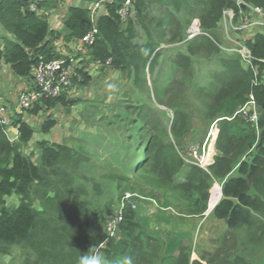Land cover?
Instances as JSON below:
<instances>
[{"label": "trees", "instance_id": "16d2710c", "mask_svg": "<svg viewBox=\"0 0 264 264\" xmlns=\"http://www.w3.org/2000/svg\"><path fill=\"white\" fill-rule=\"evenodd\" d=\"M241 1L248 7L240 0H132L135 19L130 18L124 25L119 9L125 0H114L97 18L96 42L85 55L78 54L89 55L98 63L110 60L113 68L124 71L139 87L150 90L151 84L156 96L169 97L174 93L167 105L174 111L170 131L178 139L191 129L190 118L181 108L182 96L190 90L204 102L207 118H223L215 143L216 155L208 169L188 162L183 151L161 134L142 133L141 116L146 123V112L142 101L133 105L139 109L136 113L140 118H132L126 124L123 117L118 125L127 128L142 123L135 139L143 154L135 162L131 158L121 178L111 177L110 182L118 183L120 200L127 192L141 198L135 195L125 199L122 237L110 238L103 244L102 214L89 211L88 204L79 199L88 190L85 170L90 159H84L82 151L71 147L41 143L43 150L34 161L14 144L16 141H10L0 123V244L26 243L44 264H78V257L93 245L100 247L109 262L130 256L135 264H264V80L259 74L260 83L254 86L253 71L243 66L240 54L232 52L236 59L222 58L224 69L211 81L209 89L198 87L196 82V63L223 50L213 32L221 24L224 11L233 9L234 20L239 22L240 16L250 11L249 5L264 10V0ZM32 2L0 0V27L9 34H0V59L11 63L18 76L29 79H33L39 56H62L54 49L55 40L71 42L67 48L73 52V43L92 28L87 6L70 5L63 26L54 29L50 27L49 13L32 10ZM37 4L46 8L51 3L38 0ZM194 20L199 22L201 33L189 38L186 31ZM140 30L144 39L137 41ZM251 37L244 38L257 63L264 59V34L257 31ZM177 43L185 44V49L171 60L172 70L160 88L157 84L161 74H155L161 46ZM251 93L260 112L258 123L243 117L228 120ZM0 98L4 99L1 94ZM53 99L57 98H45ZM17 116L14 114L13 124L19 120L20 115ZM29 133L27 129V136ZM71 167L82 176L70 175ZM61 168L65 169L64 175L59 174ZM129 171H133L131 177ZM76 178L81 192L72 188ZM127 181L132 185L123 187ZM12 194L19 195L20 202L9 209L5 198ZM157 197L180 206L188 216L204 215L219 199L212 213L228 226L220 246L204 253L200 260L192 261L186 247L166 255L165 239L136 218L138 206L151 199L158 202V212L165 211ZM35 199L42 200L43 209L36 208Z\"/></svg>", "mask_w": 264, "mask_h": 264}, {"label": "rangeland", "instance_id": "374dc122", "mask_svg": "<svg viewBox=\"0 0 264 264\" xmlns=\"http://www.w3.org/2000/svg\"><path fill=\"white\" fill-rule=\"evenodd\" d=\"M42 1L51 3L48 8L53 14H62L63 16L72 4L78 3V5L89 7L92 2L83 0H67L66 2H61L60 0ZM244 6L248 7V4ZM105 11L106 7L100 13ZM123 18L124 25L130 18L135 19L133 6ZM196 21L194 20V22ZM50 22L53 25L52 21ZM193 23L188 26L186 35H189L192 30ZM55 24L57 23L55 22ZM250 28L252 29L243 32L240 36L244 38L253 35L251 37L253 39L257 31L264 34V29ZM231 33L229 22L222 19L221 24L213 32V35L214 39L219 42V46L225 47L218 53L196 63V82L198 87L209 89L211 81H214L224 69L220 64L222 58L228 61L229 59H236V54L232 55V52L225 49L234 43L228 38ZM0 34L9 35L1 27ZM142 37L144 39V33L140 30V36L136 40L140 41ZM70 43L66 44L69 46ZM53 45L55 51L60 53L58 51L59 45L55 46V43ZM161 47L160 63L156 65L155 74V76H160L161 74L158 77L157 84L160 88L164 86L165 78L168 77V73L172 70V68L170 70L169 65L171 60L184 51L185 44H163ZM65 50L68 53L71 52V49H67V45ZM84 55L77 56L79 61L77 64L78 72L72 80V85L57 99L46 101L43 98L44 100H38L39 103L23 111L18 110L19 96L25 88H34V78L29 79L18 76L11 63L5 59H0V94L4 99L5 95L14 98L13 100L5 99L11 112L16 114V117H18V114L20 115L19 120L14 122L13 129L10 130L13 135L17 134L19 137L14 144L20 146L25 154L34 161L38 160L43 150L41 143L51 146L63 145L71 147L75 151H82L83 155H85L84 159H90L86 161V169L88 170H85V175L88 176V185L85 187L88 190L79 199H83L88 204L89 211H97L102 214L104 226L101 233L105 234V225L118 212L122 204V199L120 200L119 196L117 197L118 183L115 181L112 185L110 182L111 177H116L117 180L120 179L124 169L129 165V160L133 158L135 162L137 160L136 157L143 154V149L140 150L141 144L135 139V135L139 133L137 127L140 124L143 123L144 129L142 133H159L165 141L172 143L179 150L187 153L192 145L201 144V150L208 139V135L218 137L219 123L223 118H207L204 102L199 100L190 90L188 93L183 94L184 103L181 108L190 118L191 129L186 136L178 139L170 131L174 111L170 105H167V101H170L174 93L169 95V97L156 96L151 84H149L150 90L149 88H142V86L139 87L124 71L113 68L111 61L98 63L91 56L86 55L84 57ZM85 59L87 60L85 61ZM254 65L257 73L264 80V61H258ZM114 77L116 78L115 82L118 83V92L112 94L106 89L105 84ZM141 101L144 108L143 111L145 110L146 112L147 122L145 123L141 116L142 123H138L134 127L132 125H127V128L125 126L122 127L123 125L119 126L118 124L121 123V118L123 117H125L126 124H129L132 118H140L136 113L139 109L133 107V105ZM237 111L227 117V119L234 120L241 117L237 114ZM27 129L30 131L29 136L26 134ZM208 145L207 143L206 150ZM212 148L214 150L213 154H215V143L211 146V151ZM137 151L138 154H134ZM70 169L74 173L70 175L77 176L76 174H78L82 176V173L76 171V168L75 170L72 167ZM64 172L65 169L61 168L59 174L64 175ZM131 172L133 171L128 173L130 177L132 176L130 175ZM122 185L123 187H130L132 184L127 181ZM72 188L74 191L81 192L77 178ZM94 189L98 191L97 194H95L96 192L94 193ZM53 195L54 193H50V196ZM157 199L161 206L169 209L152 214L148 206L140 204L136 218L147 229L165 239L166 255H173L179 248L186 247V251L191 257L194 251L201 254L205 249L214 250L219 247L222 241V234L228 227L224 220L218 219L212 213L205 216H188L180 206L173 205L163 197H157ZM19 202L20 196L17 194H12L5 198V204L9 209L15 208ZM34 202L36 208L43 209L42 200L35 199ZM61 222H65V220L61 219ZM121 237L122 231L121 227H119L115 239H121ZM4 255L12 257L10 264H44L26 243L8 246L0 244V256Z\"/></svg>", "mask_w": 264, "mask_h": 264}, {"label": "built area", "instance_id": "2783aa9c", "mask_svg": "<svg viewBox=\"0 0 264 264\" xmlns=\"http://www.w3.org/2000/svg\"><path fill=\"white\" fill-rule=\"evenodd\" d=\"M37 1L38 0H33L31 6L32 10L42 14L49 13L50 21L53 19H58L59 16L53 14L48 7H39ZM112 2H114V0H95L90 3L88 9L90 10L92 28L83 37L79 38L76 43H73V52L71 51L68 53L66 50L62 53V56L53 59H45L44 56H39L38 61L33 68L34 88L28 87L22 90L19 96L18 110H27L42 98H57L72 85V80L78 72L77 64L79 61L77 56H79V53L85 54L87 48L96 42L98 36V28L96 25L97 18L103 13H100L101 10L106 7L107 4ZM239 3H242L243 5L246 4L241 0ZM75 5H78V3ZM132 6V0H125L119 9V13L122 18L128 13V11L130 12ZM234 19L235 12L233 9H227L224 11L223 20L229 22L232 32L228 38L234 42L232 43V46H229V48L225 49L230 52H237L240 54L243 66H245V68H250L253 71L255 77L252 83L254 86H257L260 83V79L259 73H257L254 65L256 64V58L254 57L249 46L246 44V39L236 34V32L252 29L250 27L264 29V10L257 5L250 6V11L242 14L240 16L239 22H236ZM57 24L63 25V20L61 19L57 21ZM193 24L192 30L189 32V38L201 33L198 21L194 22ZM259 60L264 61V59ZM108 62H110V60ZM237 114L250 122L255 124L258 123L260 112L253 93L250 94L248 101L238 109ZM13 118L14 114L11 112L8 102L0 98V123L4 127L5 134L12 142L18 138L17 134L13 135L10 131L14 126ZM216 139V136L212 137L211 135H208L206 143L204 146H202L203 149L201 148L202 151L200 150L201 144L192 145L190 147L188 146L189 151L187 153H182L184 158L190 163H194L204 169H208L209 165L213 163L214 157L216 155V153L213 154V148L211 151V146H213V143H216ZM207 143L209 145L208 149L206 150ZM217 184L220 185L221 189V184L218 182ZM133 195L135 196L136 193H126L122 199V204L118 209V212L112 216L109 219L107 225H105V240L103 244L106 243L110 238L116 237L118 234L120 224L124 219L125 199H128ZM151 200L153 201L152 204L155 205L156 201L154 199Z\"/></svg>", "mask_w": 264, "mask_h": 264}, {"label": "clouds", "instance_id": "9594fccd", "mask_svg": "<svg viewBox=\"0 0 264 264\" xmlns=\"http://www.w3.org/2000/svg\"><path fill=\"white\" fill-rule=\"evenodd\" d=\"M115 79L114 77L105 84L106 89L112 94L118 92V83L115 82ZM11 260L12 257L9 255L0 256V264H10ZM78 264H135V261L130 256H121L109 262L100 247L93 245L78 257Z\"/></svg>", "mask_w": 264, "mask_h": 264}, {"label": "crops", "instance_id": "0c3cea01", "mask_svg": "<svg viewBox=\"0 0 264 264\" xmlns=\"http://www.w3.org/2000/svg\"><path fill=\"white\" fill-rule=\"evenodd\" d=\"M67 0H65V1H63V2H66ZM62 2V1H61ZM73 5V4H72ZM57 14H58V12H57ZM56 15V14H55ZM58 16L60 17H58V19L57 20H55V19H53L52 20V23H53V25L51 24V22H50V24H51V27L53 28V27H55L54 29H59V28H61L63 25H58V24H55V22L57 23V21H59V20H63V23H64V16L62 15V14H58ZM55 46H57V45H59V49H58V51L60 52V54H62L63 52H65L66 50H65V48H66V43L63 41V40H55ZM68 49V48H67ZM4 95H5V93H4ZM5 99H10V100H13L14 98H12V97H10V96H7V95H5ZM136 195H138V196H136V197H139V198H141L140 197V195L139 194H136ZM221 198V196L219 197V199ZM218 199V200H219ZM153 203V201L151 200L150 202H148V204H145L146 206H148L149 207V209H150V212L152 213V214H156L157 212H158V210H159V205H158V202H156V204L155 205H153L152 204ZM138 205V204H137ZM136 205V206H137ZM144 205V204H143ZM213 208H214V206H212L210 209H209V211L207 212V213H205L203 216H205V215H208L209 213H212V210H213ZM169 208H165V210H168ZM213 214V213H212ZM227 230V229H226ZM225 230V231H226ZM225 231H224V233H225ZM224 233L222 234V238H223V235H224ZM222 242V241H221ZM220 246V245H219ZM218 248V247H217ZM216 249V248H215ZM214 249V250H215ZM214 250H207V249H205V250H203L202 251V253L201 254H198L197 252H193V254H192V256H191V260L193 261V260H195V259H201V257H202V255L204 254V253H206V252H212V251H214Z\"/></svg>", "mask_w": 264, "mask_h": 264}, {"label": "water", "instance_id": "95a60500", "mask_svg": "<svg viewBox=\"0 0 264 264\" xmlns=\"http://www.w3.org/2000/svg\"><path fill=\"white\" fill-rule=\"evenodd\" d=\"M218 202L215 203V205L217 204Z\"/></svg>", "mask_w": 264, "mask_h": 264}]
</instances>
